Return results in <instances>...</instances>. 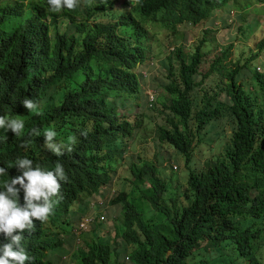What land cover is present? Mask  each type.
<instances>
[{
  "label": "clouds",
  "instance_id": "1",
  "mask_svg": "<svg viewBox=\"0 0 264 264\" xmlns=\"http://www.w3.org/2000/svg\"><path fill=\"white\" fill-rule=\"evenodd\" d=\"M243 1L217 0L219 6L214 5L212 9L224 10L227 13L225 22L228 24H232L236 18L238 21H246L242 14L247 12L248 8L241 6ZM141 2L142 0H0V49L7 47L3 36L14 31L20 34L22 51L26 49L23 40H29V46L33 42L40 45L41 40H48L51 45L64 39L69 42L80 41L81 29L86 23L78 22L80 17L87 18L91 27L101 30L104 41L106 33L112 28L118 38L128 39L132 21L129 6ZM232 8H236V12ZM213 14L212 12L208 19L200 23L213 19ZM63 15L71 17L74 23L67 27L59 26ZM37 23L43 24L45 30L37 27ZM152 23H158L167 31L174 32L182 24L172 30L163 27L158 21L148 20L150 36L144 40L142 46L145 56L139 57L141 62L139 59L133 62L129 72L133 78L130 87L137 94L119 95L115 106L108 108L104 118L90 119L81 112L65 113L64 92L53 93L45 89L41 93L27 96L22 91H16L14 86L20 83L22 77L20 70L14 67L5 68L0 63V264H25L30 261L31 258L22 244L25 232L36 233L42 241L57 238L62 245L54 253L59 258L63 257V241L65 236L72 237V234L66 230L69 224H65L64 229L59 227L56 210L77 177L85 170L108 174L109 177L98 192L85 194L74 205V209L79 213H85L88 221L100 213L93 230L77 236L78 241L83 240L85 243L102 240L99 236L100 228L109 220L116 218L124 221V203L114 201L118 197L124 195L130 201L136 188L145 192L151 186L150 180L171 179L173 183L177 180L167 172L162 174L155 163H133L131 175L136 187L129 197L108 184L119 164L120 159L116 153L120 152L122 156L127 146L125 137H129L137 125L127 119L122 122L121 109L128 104L139 105L143 93L146 94L147 104L152 109L156 108L162 96V102L168 104L172 112L182 114L183 119L196 120L203 129L201 139L205 134L213 132L220 136L217 127L222 121L227 120V127L229 123L238 121L240 128L235 132V136L249 131L264 148V63L258 66L257 58H254V54L264 49V42L261 49L252 52L249 58V81L242 77L237 78L240 70L235 69L232 61L233 47H221L220 51L226 52L225 63L218 67L213 62L208 74L220 75L221 79L228 80L226 88L221 87L222 91L228 93V100L219 99L220 93L211 95L213 91L205 90L204 98L199 101L196 88L203 84L198 80V76L201 62L207 54L206 43L209 40L202 39L199 44L191 46L188 50L183 43L168 45L167 55L157 57L153 46L156 36L151 28ZM211 29L206 27L204 31L208 33ZM248 30L254 33L250 24ZM79 45V42H73L63 49L70 51ZM253 65L254 69H251ZM163 73L166 78L161 84L162 95L157 88L145 89L146 81L161 77L160 74ZM190 111H194V114ZM256 117L259 119L257 123L254 120ZM61 130L70 131L75 136L62 139ZM172 148L178 152L177 148ZM108 158L117 160V164L108 165ZM170 162L172 161L168 158L166 165ZM175 167L176 170L181 169L178 164ZM187 167L192 170L191 164H187ZM186 179L185 193L189 189L190 177ZM261 179L264 183V167ZM179 181L181 182L180 179ZM146 197L149 200V197ZM164 198L166 199L165 196ZM188 201L190 205L193 202L189 199ZM87 203L90 209L85 208ZM117 203L122 204L120 217L114 208ZM134 204L138 208V203ZM158 212L155 209V215ZM125 216L127 219L126 212ZM256 219V215H252L246 221ZM257 221L260 233L255 239L254 247L259 254L264 249V215ZM51 225H55V230H51ZM85 246L79 247L77 251Z\"/></svg>",
  "mask_w": 264,
  "mask_h": 264
},
{
  "label": "trees",
  "instance_id": "2",
  "mask_svg": "<svg viewBox=\"0 0 264 264\" xmlns=\"http://www.w3.org/2000/svg\"><path fill=\"white\" fill-rule=\"evenodd\" d=\"M216 1L142 0L138 5L129 6L132 21L128 39L118 38L112 28L104 41L102 31L86 22L81 29L80 41L64 39L51 45L48 40H41L40 45L33 42L29 46V40H23L26 49L22 51L20 34L14 31L3 36L7 47L0 49V63L5 68L20 70L22 77L14 86L16 91H22L26 83L42 79V86L47 91L64 92L65 113L81 112L90 119L104 118L108 108L115 106L119 95L137 94L130 87L133 78L129 72L133 62L137 59L141 62L139 57L145 56L142 46L150 36L148 20L158 21L172 30L184 22L196 25L212 15V7L219 6ZM260 2L264 0H244L241 6L248 8L251 3ZM36 26L45 30L43 24ZM73 42L80 45L64 51L63 47ZM50 51L51 55L48 54ZM225 54V51L221 52L214 65L222 67ZM38 64L44 71L34 70ZM172 113L178 121L170 118L169 125L159 126L157 133L161 141L169 142L185 156L188 165H193L187 192L183 184L180 191L171 189V179L150 180L151 186L145 193L159 211L155 215L159 222L146 220L136 204L124 195L118 197L114 201L124 203L128 230L123 229L124 221L111 220L99 234L102 240L86 242V246L78 251V262L71 264H120L118 251L123 245L128 250V264H195L193 254L202 248L203 242H207L206 251L214 247L224 256V259H217V263L264 264L263 251L258 254L254 247L260 233L257 220L264 215V183L261 179L264 148L261 142L249 131L235 136L240 125L233 121L223 135V151L209 159L202 170H197L194 161L197 135L191 124L197 125L200 138L203 129L196 120L183 119L182 114ZM190 113L194 114V111ZM254 120L259 121L257 117ZM108 179V174L85 170L61 201L56 219L61 229L72 222L69 233L73 239L92 231L100 214L88 221L85 213H79L74 205L82 193L98 192ZM188 199L193 201L191 205ZM252 215L257 219L246 221ZM23 238L22 244L31 258L25 264H65L54 253L62 245L57 238L42 241L34 232H25ZM112 249L116 250L115 256ZM226 251L232 253L225 256Z\"/></svg>",
  "mask_w": 264,
  "mask_h": 264
},
{
  "label": "rangeland",
  "instance_id": "3",
  "mask_svg": "<svg viewBox=\"0 0 264 264\" xmlns=\"http://www.w3.org/2000/svg\"><path fill=\"white\" fill-rule=\"evenodd\" d=\"M232 9L236 12V8ZM212 12L214 13L212 16L213 19L200 23L196 26L189 25L188 23H182L176 32L167 31L158 23H152L151 28L156 36L153 46L156 56L164 57L167 55L168 45L183 43L186 45V50H188L191 46L199 44L202 39L209 40V42L206 43L207 54L200 65V75L198 76V80L203 84L196 88L198 100L201 101L204 98L205 93L203 92L207 90L213 91L211 92V95L220 93L219 99L227 101L228 93L222 91L221 87L226 88L228 80L225 78L221 79L220 75L210 76L208 74L210 65L220 56L221 47L227 48L232 46V61L235 64V69L240 70V75H238L237 78L239 79L242 77L245 81H249L251 76L249 58L251 57L252 52L257 49H261V44L264 42V2L249 4L248 11L242 14L246 21H238L236 18L232 24L225 22L227 13L224 10L217 11L213 8ZM248 24L252 25L254 28L253 34L248 30ZM206 27H211V31L206 33L204 31ZM48 54L51 55L52 52L50 51ZM254 58H257V65L262 66L264 63V49L257 52V54H254ZM251 69H254V65L251 66ZM160 76L161 77H154L146 81L144 83L145 89L157 88L160 95H162L161 84L164 82L166 74L163 73L160 74ZM222 80H224V82ZM214 90L216 92H214ZM121 111L123 113L122 122L127 119L137 123V125L135 126V129L132 130L130 136L125 137L127 146L125 147L122 156L120 155V152L116 153V156L120 159L119 164L116 167V171L112 173V178L108 184L110 183V185L116 188L117 191L124 192L129 197L136 187L134 178L131 175L132 164L137 163L138 165H151L155 163L158 170H160L162 174L167 172V174L173 177V179L177 178L174 183L170 180L171 189L180 191L183 184L184 190H186V177H189L191 168L187 167V160L185 156L179 151L177 152L173 149L170 144L161 141L158 137L157 131L159 126L169 125L168 120L170 118H174L175 121H178V118L174 117V114L168 107V104L162 102V96L158 100L155 109L148 106L147 96L143 93L139 105L133 106L128 104L126 107H123ZM226 123L227 120L222 121L217 127V131L221 133L220 136H217V134L213 132L211 134H205L202 139L197 134V125L191 124L193 126L194 133L197 135L194 157L197 170H202L206 165L205 163L209 159L222 152L225 146L223 139L224 130H228ZM60 134L62 139L69 136H75L74 133L67 130H61ZM168 158L169 161L172 162L166 165ZM45 160L49 159L45 158ZM106 163L108 165H115L117 164V160L108 158ZM176 164L180 166V170H176ZM192 166L193 165H191V167ZM85 194L86 193H82L81 198ZM130 201L132 203H138V209L144 215L146 220H155L156 222H159V218L155 219V208L146 197L143 189L136 188L135 194ZM87 207L89 208L88 203L85 204V208ZM114 208L118 211L117 216L120 217L122 204L117 203ZM114 219L117 220L116 218ZM123 219V229L126 231L128 230V227L125 224V212H123ZM110 221L111 220H109V222ZM105 225L106 224L100 228V232L105 228ZM51 226V230H55V225ZM66 230L71 231L72 226L70 224L67 225ZM65 238L66 239L63 241L64 245L62 248L63 257L60 259L65 264L77 263V249L81 246H85L86 243L83 240L78 241L77 239H73V237L65 236ZM103 243H105V241H103ZM206 245L207 242H203L202 248L195 252L193 255V262L195 264H200V261H207L208 264H221L217 263L216 260L224 259V256L222 257L218 249L214 247H212L209 251H206ZM112 253L113 256H115L116 250L112 249ZM127 253V247L123 245L118 251L120 264L129 263L126 260ZM231 253V251H226L224 255L227 256ZM262 255H264V249Z\"/></svg>",
  "mask_w": 264,
  "mask_h": 264
},
{
  "label": "crops",
  "instance_id": "4",
  "mask_svg": "<svg viewBox=\"0 0 264 264\" xmlns=\"http://www.w3.org/2000/svg\"><path fill=\"white\" fill-rule=\"evenodd\" d=\"M78 22H87L88 19L87 18H78L77 19ZM74 23V20L69 17L68 15H63L62 18L59 21V26H64L67 27L68 25ZM34 70L36 72H41L44 71V68L41 64H38L36 66H34ZM42 79H38V80H34L31 83H26L24 84L23 88H22V92L24 95L29 96L30 94H37V93H41L43 92L45 89L42 86Z\"/></svg>",
  "mask_w": 264,
  "mask_h": 264
}]
</instances>
